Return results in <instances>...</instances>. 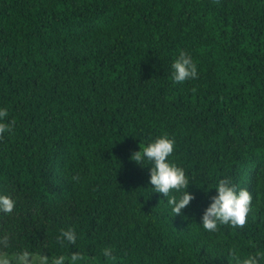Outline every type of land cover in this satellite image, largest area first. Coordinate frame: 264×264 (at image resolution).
Segmentation results:
<instances>
[{
    "label": "trees",
    "instance_id": "1",
    "mask_svg": "<svg viewBox=\"0 0 264 264\" xmlns=\"http://www.w3.org/2000/svg\"><path fill=\"white\" fill-rule=\"evenodd\" d=\"M181 51L198 75L176 82ZM0 107V192L16 200L0 252L231 264L230 249L264 247V0H0ZM165 133L191 178L177 214L131 159ZM223 178L252 200L244 225L212 232L201 217ZM67 227L75 243L57 240Z\"/></svg>",
    "mask_w": 264,
    "mask_h": 264
},
{
    "label": "clouds",
    "instance_id": "2",
    "mask_svg": "<svg viewBox=\"0 0 264 264\" xmlns=\"http://www.w3.org/2000/svg\"><path fill=\"white\" fill-rule=\"evenodd\" d=\"M172 78L176 82H183L197 77V64L193 57L183 51L172 63ZM8 116L6 108L0 107V134L11 130L13 124L5 120ZM175 139L168 134H161L146 144L139 146V150L131 155V159L138 164L149 166V183L153 192L163 193L167 197V206L173 214L181 213L193 199V193L187 190L190 177L182 166L177 165L169 157L174 151ZM216 192L201 217L203 229L216 231L219 225H244L252 200L247 188L238 187L228 178L220 179L214 187ZM205 189L207 192L208 189ZM150 193V194H151ZM16 200L5 192H0V211L11 213ZM57 240L63 243H75L77 233L75 228L67 227L60 230ZM5 248L9 245V238L3 239ZM102 254L105 258L113 257V249L104 247ZM231 264H264V247L253 252L240 255L237 249L229 250ZM85 257L79 252L70 256L63 253L49 255L46 252H35L29 248L13 249L0 252V264H83Z\"/></svg>",
    "mask_w": 264,
    "mask_h": 264
}]
</instances>
